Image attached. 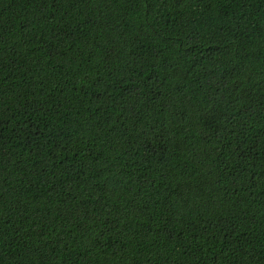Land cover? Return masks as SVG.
<instances>
[{"label": "trees", "instance_id": "1", "mask_svg": "<svg viewBox=\"0 0 264 264\" xmlns=\"http://www.w3.org/2000/svg\"><path fill=\"white\" fill-rule=\"evenodd\" d=\"M0 264H264V0H0Z\"/></svg>", "mask_w": 264, "mask_h": 264}]
</instances>
